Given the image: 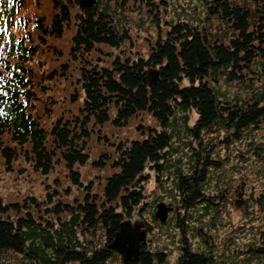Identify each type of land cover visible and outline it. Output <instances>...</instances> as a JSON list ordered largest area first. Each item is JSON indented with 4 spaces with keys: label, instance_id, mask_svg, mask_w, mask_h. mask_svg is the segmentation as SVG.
Masks as SVG:
<instances>
[{
    "label": "trees",
    "instance_id": "obj_1",
    "mask_svg": "<svg viewBox=\"0 0 264 264\" xmlns=\"http://www.w3.org/2000/svg\"><path fill=\"white\" fill-rule=\"evenodd\" d=\"M186 3L95 0L81 7L79 0H51L50 19L36 17L34 26L41 38L71 32L68 53L78 64L79 94L71 99L81 98V104L77 114L58 118L49 129L29 108L36 97L23 64L35 47L13 39L1 44L0 51L14 59L0 73V136L9 133L35 170L47 174L63 162L71 182L80 186L76 166L87 163L89 141L104 124L121 127L147 113L157 126L142 127V138L120 141L93 161L112 169L101 193L89 182L75 203L57 200L43 207L34 197L23 203L0 199V264L10 256L19 258L17 264H108L114 256L122 264H169L167 252L153 248L147 238L136 258L125 259L110 247L121 222L143 209L151 173L178 209L174 228L181 244L172 264H264V191L257 190L264 184V0ZM23 4L16 0L9 9ZM160 7L171 12L164 27ZM143 9L158 30L147 55H116L109 65L95 63L91 54L100 46L120 47L130 40V25L123 19L127 11ZM233 88L237 92L231 94ZM192 112L196 118L189 125ZM0 152L11 169L20 153L2 140ZM235 175L239 184L233 186ZM47 195L51 200V192ZM159 203L168 212L174 206L160 198L152 203V219L166 226L170 220L160 223L155 217ZM228 204L245 216L240 227L252 224L249 244L238 248L243 253L235 261L233 250L219 254L215 238L212 246L210 233L203 232L230 224L222 219ZM152 228L146 221V236ZM186 234L196 238L195 245Z\"/></svg>",
    "mask_w": 264,
    "mask_h": 264
},
{
    "label": "rangeland",
    "instance_id": "obj_2",
    "mask_svg": "<svg viewBox=\"0 0 264 264\" xmlns=\"http://www.w3.org/2000/svg\"><path fill=\"white\" fill-rule=\"evenodd\" d=\"M15 2L16 0H0V49L2 41L7 39L9 41L11 35L15 42L22 40L27 47H35L32 54L26 53L27 60L23 64L26 71L28 70L25 73L26 77L31 79L30 89L36 97L30 100L31 105L29 104V108H31L33 114L40 118L41 124L49 129L58 118H70L72 114H77L81 104V98H79V101L71 99L73 94H76L74 95L76 97L79 95L76 93V68L78 64L68 53L71 32L66 30L61 37L45 36L41 38L40 33H38L34 26V20L36 17L42 19L47 17L48 20L50 19V14L53 13L51 0H24V4L21 7H15L11 11L9 8H12L11 5L13 3L15 5ZM179 2L182 6L187 4L186 0H179ZM160 12H163L160 16V24L161 27H164L165 21L171 17V12L167 14L166 10H163L161 7ZM127 13L125 16L126 20L123 19V22H126L127 26L130 25L128 28L130 40L121 44L120 47L100 46L99 51L96 50L91 54V58L95 63L109 65L110 60L116 55H120L122 58L125 55H147L149 39L153 40L156 38L158 33L157 27L150 20L144 9L139 12L137 10H130ZM9 30L12 33L10 37H8L9 34L6 35V33H9ZM13 59V57L8 58L7 53L0 51V73L5 74L7 72L6 65L10 63L11 66ZM230 92L231 94L236 93V88L231 89ZM245 93L246 91H242L239 94L243 96ZM195 118L196 114L194 112L190 113L189 125L193 124ZM155 126H157L156 121L147 113L130 119L126 125L121 127H113L109 123L104 124L101 129L92 135L89 141V159L87 163L82 166H76L80 174V186L71 182L67 168L63 162L54 164L52 170L47 174L35 170L33 164L25 158L23 151L19 150L18 145L10 141L9 133L4 132L0 136L3 145L15 147L20 154L13 160L10 169L0 152V199L4 203H23L25 199L34 197L42 201L43 207L45 205L51 206L57 200L65 203H75L77 199L83 198V185H87L89 182L91 183L93 192L101 193L100 190L105 182V177L111 173L112 169L108 164L105 167H97L93 164V161L99 159L103 152L109 154L116 143L120 141L124 143L133 138H142L146 133V130L142 129V127L149 128ZM262 130L264 133V129ZM193 145L195 146V144ZM241 147L245 151L243 145ZM24 148L27 149V146H24ZM234 156L232 155L233 158ZM234 163L232 162L231 165ZM228 169V167L225 168L226 171ZM249 171H251V174H254L256 166L251 167ZM252 180L255 182L253 177ZM237 184H239L238 177L235 175L232 185L235 186ZM257 187H259L258 191H264V184H258ZM50 192L51 200H49L47 195ZM162 193L164 192L158 187L151 173L149 181L145 184L144 201L146 203H142L143 209L134 211L130 221L133 225L143 224V228L146 221L153 225L152 230L147 233L146 241L153 248L166 251L168 263L172 264L179 255L178 247L181 244L179 242L181 235L174 228L178 209L175 204H172L168 194L166 193L163 196ZM158 198L168 205L171 203L174 206L172 211L167 212L164 221L155 215L160 223L170 220V224L166 226H159L152 219V203ZM226 212V215L222 219L230 220L229 225H227L229 222L224 225L221 224V227H216L214 230L207 227V229H203V232L210 233L208 239L212 246L214 244L213 239L215 238L218 246L215 245V247L218 248L219 254L223 255L227 250H233V261H235L243 253L239 252L238 248L245 243L249 244L248 241L252 235V224L246 221L244 222L245 226L240 227L245 216L242 212L235 211L230 204L226 206ZM253 214L256 216L257 213L254 212ZM257 225L259 223L254 222V226L256 227ZM260 225L263 224L260 222ZM140 229L142 230V228ZM186 235V239L190 240L189 236L192 234ZM195 241L196 238L192 235L191 244L195 245ZM11 257H7L5 264H17L19 258L16 257L15 260ZM72 264L79 263L75 262ZM108 264H122L120 256H114Z\"/></svg>",
    "mask_w": 264,
    "mask_h": 264
},
{
    "label": "water",
    "instance_id": "obj_3",
    "mask_svg": "<svg viewBox=\"0 0 264 264\" xmlns=\"http://www.w3.org/2000/svg\"><path fill=\"white\" fill-rule=\"evenodd\" d=\"M94 2L95 0H79L81 7L90 6ZM168 210L169 208L164 203H159L155 215L164 221ZM145 238L146 230L143 228V224L133 225L130 219H127L121 222L110 247L122 253L125 259L136 258L141 243L145 241Z\"/></svg>",
    "mask_w": 264,
    "mask_h": 264
}]
</instances>
